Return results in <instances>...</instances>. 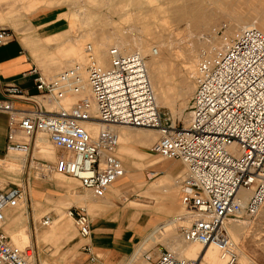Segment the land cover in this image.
<instances>
[{
    "label": "built area",
    "instance_id": "1",
    "mask_svg": "<svg viewBox=\"0 0 264 264\" xmlns=\"http://www.w3.org/2000/svg\"><path fill=\"white\" fill-rule=\"evenodd\" d=\"M12 40V32L0 26V47ZM219 43L223 44L220 50L204 52L199 58L190 112L182 127L159 112L144 57L138 51L123 54L110 48L108 66L102 68L86 45L90 96H81L85 83L78 66L50 79L33 67L29 74L35 94L16 85L3 89L0 114L7 117L4 155L28 157L37 136H45L64 154L53 164L31 159L37 176L62 173L78 181L82 190L101 197L125 175L115 128H151L158 139L150 151L182 165L179 203L190 222L178 227L180 240L214 246L223 264H237V245L226 227L243 213L257 216L264 206V34L245 28ZM71 98L77 100L69 105L66 102ZM16 102L33 108H16ZM88 126H96V134ZM29 186L0 192V264H37L35 246L20 248L4 231L8 213L26 204ZM243 193L248 195L246 200ZM66 214L78 236L88 239L91 230L86 208L71 207ZM41 220L43 228L53 222L50 216ZM82 250L94 261L88 245ZM144 258L148 264H198L165 248L155 259L150 254Z\"/></svg>",
    "mask_w": 264,
    "mask_h": 264
},
{
    "label": "rangeland",
    "instance_id": "2",
    "mask_svg": "<svg viewBox=\"0 0 264 264\" xmlns=\"http://www.w3.org/2000/svg\"><path fill=\"white\" fill-rule=\"evenodd\" d=\"M124 2L0 0V26L10 30L13 39L16 37L19 39L32 60L33 67L48 79L73 66L79 67L85 79L86 45L93 46L97 59L102 64L106 63V51L110 47L117 46L124 52L141 50L145 56L146 71L155 104L162 96L164 104L157 106L159 112L177 127L184 126L189 116L195 90V69L200 56L204 52L220 50L223 47V44L219 43L222 38L228 41L245 27L246 29L253 28V25L264 27V0L130 2L124 0ZM189 3H197L196 7L200 10L188 9ZM97 4L104 6L101 13L91 10L92 6ZM175 5L181 7V10L186 9V16L181 20L174 18L175 11L172 7ZM223 25L227 26L225 30H221ZM156 49V55H152L151 52ZM76 100L77 98H71L66 103L70 105ZM96 129L98 130L97 127ZM148 130L153 129L115 128L119 135L118 157L125 175L112 186L118 187V193L123 200H138L141 205L137 208L155 218L156 222L143 239L144 241L148 237L144 245L142 244L141 251L136 258L132 259L133 256L128 258L126 264H148L144 254H150L153 250L158 254L161 248L188 259L191 258L188 256L190 253L199 249L196 245L182 243L179 237L178 227L187 226L190 222L187 212L180 206L178 200L181 173L177 179L175 178L180 171L182 172L181 163L161 159L150 151L158 137L155 130L153 131L156 132L154 137L156 141L152 145L138 144L132 139H127L128 133ZM38 138L43 144L42 151L47 155L38 154L34 146L29 156L25 157L23 166H9L0 162V192L11 187L25 189L33 182L52 184L56 186V191L50 193L51 196L46 198V203L37 204L31 201L30 189H27L26 204L21 209L8 213L4 231L10 237V232L21 233L27 230L29 238L26 239L25 245L14 240L13 243L20 248L34 245L36 252L37 247L44 250L46 256L42 255L40 260L37 258V264H62L57 261L56 255L62 250L63 243L74 238L76 242L78 239L82 240L78 236L73 220L66 214L68 208L82 207L85 206V200H95L90 192L79 187L78 181L62 173L45 178L37 176L31 159L34 162L53 164L64 154L51 146L45 136L38 135ZM12 154L20 155L17 153L9 155ZM7 156L4 155L3 159H7ZM160 177L169 178L163 179L162 189L158 193L147 194L148 187ZM33 186L37 187V184L33 183ZM33 214L35 220L42 221L44 216H50L53 217V222L49 227L37 232L32 227ZM89 214L93 216L91 211ZM169 223L172 224L167 226ZM61 225L64 227L62 232L56 231L55 228L59 229ZM226 228L228 235L237 245L239 255L237 264H264V206L257 216L249 217L243 213L233 218ZM81 242L83 244V241ZM65 250L67 252L69 248ZM76 256L77 251L70 250L68 256L64 258V264H69ZM150 256L153 258L152 254ZM204 264L220 262L209 252Z\"/></svg>",
    "mask_w": 264,
    "mask_h": 264
},
{
    "label": "crops",
    "instance_id": "3",
    "mask_svg": "<svg viewBox=\"0 0 264 264\" xmlns=\"http://www.w3.org/2000/svg\"><path fill=\"white\" fill-rule=\"evenodd\" d=\"M32 68L33 62L17 37L7 45L0 47V99L3 98V89L7 85H16L21 89L27 90L30 94H35L33 88V76L29 74V71ZM15 107L30 110L33 108V105L16 102ZM88 130L93 134L97 132L95 126H88ZM6 134L7 117L4 114H0V162L6 163L9 166H23L25 156L12 154L7 156V159H3L5 154ZM155 135V131L148 130L146 132L128 133L127 139H132L138 144L152 145L154 141H156L154 138ZM39 143L41 149V146H43L41 139ZM41 152H43L42 149ZM43 154L47 155L45 152H43ZM180 173L181 171L177 174L175 179L178 178ZM164 178L169 177H160L154 181L148 187L146 193L149 195L158 193L162 189ZM33 183L37 184V187H34ZM33 183H30L29 186L30 196L32 198L31 201L33 200L37 204L38 202L39 204L46 203V198L51 196L50 193H52L53 190L56 191V186L52 184L44 182ZM58 185L60 186L61 183H58ZM118 191L119 189L117 186H112L101 197H95L90 191H88L95 201L85 200V206L82 207L86 208L87 214L90 218V237L85 240L78 239L77 242L74 238L63 243L61 246L62 250L56 255L58 262L64 264V258L68 256L70 250H76L78 256H76L73 261H69V264H126L128 258L132 256V259L136 258L141 251L142 244L144 245L148 237L144 241L143 239L147 236L150 229L156 225L155 218L153 219L148 213L137 208L141 205L138 200L125 201L120 197ZM130 204L137 206H130ZM89 211L92 212L93 216L89 214ZM177 220L180 221L183 219ZM172 223L174 224V222ZM172 223L167 224V226ZM39 224L40 221L35 220L33 214V230L41 232L43 227ZM55 229L56 231L60 230V232H62L64 227L61 225L59 226V229L58 227ZM10 237L17 243L25 245L26 239L28 240L29 235L27 230H24L21 233L10 232ZM81 241H83V244ZM84 245H88L91 248V255L94 257V261H90V256L83 252L82 246ZM66 248H69V251L66 252ZM36 254L38 260H40L41 256L46 253L44 250L37 247ZM150 254L153 255V258L157 256L155 250L151 251Z\"/></svg>",
    "mask_w": 264,
    "mask_h": 264
},
{
    "label": "bare ground",
    "instance_id": "4",
    "mask_svg": "<svg viewBox=\"0 0 264 264\" xmlns=\"http://www.w3.org/2000/svg\"><path fill=\"white\" fill-rule=\"evenodd\" d=\"M106 1V0H105ZM118 2H121V0H117ZM123 1V3H125L124 2V0H122ZM129 2L131 1V0H128ZM135 1V0H134ZM165 1V0H164ZM186 1V0H185ZM104 2V1H103ZM139 2V1H138ZM175 3V2H174ZM103 3H101V5H102ZM190 4V3H189ZM104 5V4H103ZM120 5V4H119ZM118 5V6H119ZM132 5V4H131ZM142 5V3L139 5V6H141ZM196 5H198L197 3L196 4H193V3H191L190 4V6L188 5L187 7H188V9H198V10H200L198 7H196ZM116 6V5H115ZM137 6V5H136ZM103 7L104 6H100V4H97L96 6H92V8H91V10H93V11H97V13H101L102 12V10H103ZM114 7V6H113ZM120 7V6H119ZM122 8V7H121ZM139 8V7H138ZM137 8V9H138ZM184 8V7H183ZM172 9H174V11H175V15H174V18H176L177 20H181V19H183L185 16H186V9H184V10H181V7H179L178 5H175V7H172ZM111 10V9H110ZM120 10V9H119ZM140 10V9H139ZM107 11V10H106ZM122 11V10H121ZM185 11V12H184ZM105 15V14H104ZM108 15V14H107ZM109 16V15H108ZM191 20V19H190ZM192 20H193V18H192ZM195 20H196V17H195ZM194 21V20H193ZM256 23V22H255ZM253 28H256V29H259V31H261V33H263L264 34V27H261V26H257V25H253L252 26ZM246 28V27H245ZM244 28V29H245ZM119 37V36H118ZM121 43H123V42H121ZM128 46V45H127ZM113 47H115V48H117L119 51H121V53H123V54H126V53H130V52H124L121 48H119V47H117V46H113ZM113 47H110V48H113ZM123 47V46H122ZM91 53H92V56H93V58H94V60H95V62H96V64L98 65V66H100V67H102V68H106L107 66H108V62H109V57H108V50L110 49V48H108V50L106 51V56H107V60H106V63L105 64H102V63H100L99 61H98V59H97V56H96V54H95V51H94V48H93V46H91ZM102 48V47H101ZM132 51V50H131ZM136 51H138V52H140L141 53V55L144 57V62H146L145 61V56H144V54H143V52L141 51V50H139V49H136ZM156 53H157V49L155 50V51H152L151 52V54L152 55H156ZM84 54H85V50H84ZM87 56H86V54H85V58H86ZM87 65V59H86V61H85V66ZM74 67V66H73ZM145 68H146V63H145ZM155 70V69H154ZM147 72V71H146ZM81 73V72H80ZM82 75V74H81ZM84 75H85V79L83 78V75H82V78H83V81H84V90H83V93L81 94V96H85V95H88V96H90V90H89V87H88V85H87V83H86V71H85V68H84ZM148 76V75H147ZM149 79V78H148ZM160 81V80H159ZM150 82V81H149ZM151 85V84H150ZM152 88V87H151ZM165 97H166V95H165ZM154 101H155V99H154ZM68 102V101H67ZM164 104V100L162 99V96H160V98L158 99V101H156V105L157 106H159V105H163ZM117 128V127H116ZM151 131V130H150ZM153 131V130H152ZM116 132V131H115ZM116 134L118 135V133L116 132ZM118 137H119V135H118ZM157 139H158V137H157ZM39 141H40V138H38L37 140H36V142H35V149L36 150H38L37 151V153L38 154H42L43 155V152H41V149H40V147H39ZM17 154H20V153H17ZM20 155H23V154H20ZM23 156H25V155H23ZM243 197H244V199L246 200L247 199V197H248V195H247V193H243ZM189 218V217H188ZM190 219V218H189ZM11 241H12V243H13V240H12V238H11ZM14 244V243H13ZM15 245V244H14ZM187 245H189V244H187ZM17 246V245H16ZM197 247H199V249L197 248L195 251H193L192 253H190L188 256L189 257H191V258H189V259H192V260H197V262L199 263V264H204V262H205V258H206V256L208 255V253L210 252L211 253V256H215L216 258H217V260L220 262V264H223V262H222V260L220 259V256H219V252H218V250L214 247V246H210V247H202V246H200V245H196ZM19 247V246H18ZM203 250H205V253L203 254ZM188 259V258H187ZM209 263V262H208Z\"/></svg>",
    "mask_w": 264,
    "mask_h": 264
}]
</instances>
